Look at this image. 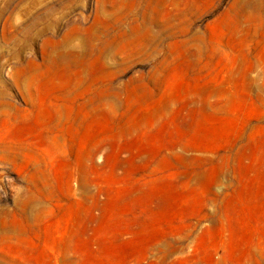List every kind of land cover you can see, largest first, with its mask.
Masks as SVG:
<instances>
[{
  "label": "rangeland",
  "instance_id": "obj_1",
  "mask_svg": "<svg viewBox=\"0 0 264 264\" xmlns=\"http://www.w3.org/2000/svg\"><path fill=\"white\" fill-rule=\"evenodd\" d=\"M0 264H264V0H0Z\"/></svg>",
  "mask_w": 264,
  "mask_h": 264
}]
</instances>
